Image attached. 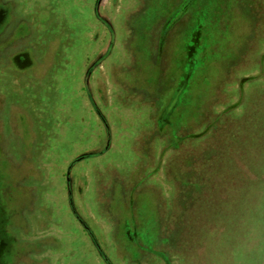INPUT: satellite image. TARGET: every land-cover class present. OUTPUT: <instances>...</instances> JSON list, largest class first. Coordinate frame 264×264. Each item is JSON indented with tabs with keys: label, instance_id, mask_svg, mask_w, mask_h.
Wrapping results in <instances>:
<instances>
[{
	"label": "rangeland",
	"instance_id": "374dc122",
	"mask_svg": "<svg viewBox=\"0 0 264 264\" xmlns=\"http://www.w3.org/2000/svg\"><path fill=\"white\" fill-rule=\"evenodd\" d=\"M116 1L89 80L110 135L83 82L94 0H21L0 41V194L29 221L5 259L102 264L72 193L113 264H264V0Z\"/></svg>",
	"mask_w": 264,
	"mask_h": 264
},
{
	"label": "flooded vegetation",
	"instance_id": "af4514ba",
	"mask_svg": "<svg viewBox=\"0 0 264 264\" xmlns=\"http://www.w3.org/2000/svg\"><path fill=\"white\" fill-rule=\"evenodd\" d=\"M21 0H4L3 2H0V41L3 39V37H5L8 33L11 34L13 33L16 28L20 25L19 24V19H18V14L20 13L22 6L19 5ZM29 2H34L37 5H41L39 4L41 1L40 0H28ZM116 0H94L93 5H92V14L94 16V18L98 21V23L100 24V28H98L99 30L105 29V31H107V35H108V39L104 42V44L102 45L103 47L101 48V50L99 51L98 55L91 61L90 65L86 68L85 74H84V90L86 93V97L87 100L89 102V104L91 105V107L94 109V111L96 112L100 123L102 124V128L104 133L107 134H111V129L109 127V122L107 117L105 116V114L103 113V108L100 105H97L95 98L93 97L92 93H91V87L89 84V80H90V74L92 73V71L95 69V67H99V65L102 63V61L110 54V52L112 51V48H114L115 45H118L117 42V34L115 31V28L113 26V21H112V17L110 16V14L108 13L111 9V5L114 4ZM42 2H45L42 1ZM41 2V3H42ZM107 2L106 5H104V3ZM184 1L183 0H176L174 2V7L178 8L177 10H179V5H181ZM115 4H118V1L115 2ZM43 5V4H42ZM19 7V8H18ZM186 7L183 6L181 10H184ZM16 8V9H15ZM18 8V9H17ZM15 11H17L15 13ZM110 16V17H109ZM161 20L158 21L157 24H155L156 27H160L162 26L164 23ZM164 26V25H163ZM5 31V32H4ZM5 33V35H4ZM70 33V31H69ZM43 34V33H42ZM43 36H46V33L43 34ZM41 46L40 43L37 42V46H35L34 48L30 47V52L26 51L25 49H19L18 52L12 57L11 56V61H9V65L11 63L15 64L16 67L18 69H22V65L20 64H26V59L28 60L27 64H31V57L33 58L36 56V54H38V48ZM37 51V53H36ZM15 57V59H14ZM21 57H24V63H22V59ZM12 65V64H11ZM14 66V65H13ZM0 71L3 72L0 68ZM88 71V77L87 79L86 77V73ZM27 70L25 71L26 74ZM18 75H23V79L25 78L24 73H20ZM27 80V79H26ZM14 83H18V82H14ZM31 83V82H30ZM101 86L103 85L102 82H100ZM21 85V84H20ZM18 87V84L16 85ZM103 89V87H102ZM107 149V147H106ZM86 154H90L91 153H86ZM98 154V152H96L93 155ZM88 155L86 157H83L82 155L74 157L68 164V167L66 169V173H65V179L66 181L68 180L69 183L71 184V169L73 168L74 164L77 163L78 161L87 158ZM3 175L0 174V180L2 179ZM67 177V178H66ZM70 199V203H68L71 206V211L73 213L74 218L79 222V224L81 225L82 229L87 233V235L89 236V240L92 241L91 244L93 245V247L96 250V253L98 254L99 258L103 261L102 264H113L110 260V258L106 255L107 252L105 251V249L102 247V245L97 241L96 237H94V235L92 234V232L89 230V227L87 226L85 220H83L84 218L79 214V212L75 209L74 206V197L71 193L70 196H68ZM71 197V198H70ZM12 220L9 212H6L4 207L2 206V197L0 194V264H9V262L11 261V257L5 259L4 254H14L15 252V248L17 243L15 241H13V239H17V236L15 235V233L10 234V232H12L13 230H10V228H14L15 225L17 226V229H23V231L25 230V226L29 225V221L25 220L24 223L23 221H20L19 223L16 222L14 225V220ZM40 230V228H39ZM32 232H33V228H32ZM17 241V240H16ZM53 240H49V241H45V242H49L51 243ZM44 243V242H43ZM23 250V247H22ZM25 250V249H24ZM36 252V251H35ZM22 262V264H24V261L22 259H20V257L16 258L14 262H10L12 264L15 263H20Z\"/></svg>",
	"mask_w": 264,
	"mask_h": 264
},
{
	"label": "water",
	"instance_id": "95a60500",
	"mask_svg": "<svg viewBox=\"0 0 264 264\" xmlns=\"http://www.w3.org/2000/svg\"><path fill=\"white\" fill-rule=\"evenodd\" d=\"M88 74H89V73H88V71H87V73H86V77H85L86 79H87V77H88ZM70 198H71V197H70Z\"/></svg>",
	"mask_w": 264,
	"mask_h": 264
}]
</instances>
